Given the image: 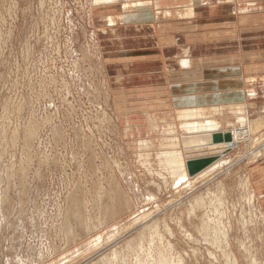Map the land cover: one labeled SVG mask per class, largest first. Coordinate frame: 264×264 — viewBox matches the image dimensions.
Wrapping results in <instances>:
<instances>
[{
    "label": "rangeland",
    "instance_id": "obj_1",
    "mask_svg": "<svg viewBox=\"0 0 264 264\" xmlns=\"http://www.w3.org/2000/svg\"><path fill=\"white\" fill-rule=\"evenodd\" d=\"M94 5L102 7L0 0V264H154L145 254L163 251L173 264H264V151L255 159L264 128L235 150L186 153H226L228 164L190 185H177L158 158L180 144L175 99L187 96L185 87L216 84L218 95L233 75L199 81L188 73L172 95L162 83L139 82L144 67L118 73ZM234 5L235 18L244 16ZM244 31L215 41L217 64L245 67L236 79L254 94L245 99L255 120L264 108V57L247 56L264 52V40L253 26Z\"/></svg>",
    "mask_w": 264,
    "mask_h": 264
},
{
    "label": "crops",
    "instance_id": "obj_2",
    "mask_svg": "<svg viewBox=\"0 0 264 264\" xmlns=\"http://www.w3.org/2000/svg\"><path fill=\"white\" fill-rule=\"evenodd\" d=\"M123 1L121 3L117 1L115 5L108 7H98L94 12L95 25L99 30L97 33L102 39L107 62H112L115 70L121 74L130 75L136 73V67H144L145 73L137 80L154 85L153 87L155 84L159 86L162 83L164 87L161 90H169L172 95L180 94L183 91L182 85L187 82L185 72L188 70L181 67V61L186 57L185 51L189 52L191 70L194 71L191 73L196 74L197 77L204 78L207 75L208 78L211 75V78L217 77L216 79H218L220 75L227 77L242 72V69H244V73L246 72L243 65L236 66L233 63L225 67H218L217 54L220 50L215 41L219 37H235L236 32H239L238 34L245 32L244 27L253 26L254 30L258 31L256 40H264L261 37L263 34L261 31L264 30V0H237V3L234 0L233 2H231L232 0H208V2L204 0L206 2L202 6L195 7L190 3L191 0H142L143 2L131 0L132 2L126 3ZM247 1L259 10L257 15L250 13L235 18L232 12L234 4L237 6H241L240 3L247 5ZM124 3L131 6L137 5V3L138 6L148 3V6L136 7L125 14L123 12ZM191 7L194 9V15L190 16L191 18L186 17L187 10ZM121 16L124 18H120ZM108 17L116 19L114 26H110L108 21L106 22ZM237 24L242 29L238 30ZM183 39L185 42H181ZM248 55V59L252 63H256L264 57V52L261 50L259 53H248ZM251 68L255 70L254 73L259 71L258 67ZM123 80H126L124 76Z\"/></svg>",
    "mask_w": 264,
    "mask_h": 264
},
{
    "label": "bare ground",
    "instance_id": "obj_3",
    "mask_svg": "<svg viewBox=\"0 0 264 264\" xmlns=\"http://www.w3.org/2000/svg\"><path fill=\"white\" fill-rule=\"evenodd\" d=\"M115 1L117 2V0H97V2L102 6L116 3ZM141 2H143V1L141 0ZM204 2H206V1H204V0H191L190 1L192 6H194V7L200 6V5L202 6ZM207 2H208V0H207ZM231 2H233V0ZM212 3H213V1H212ZM146 5L148 6V3H146L144 5H139V6H138V3H137V5H134V6L125 4V7L123 8V12L126 14V13L130 12L131 10H133L134 8L136 9V7H138V8L142 7V6L145 7ZM155 6H156V4H155ZM151 7H152V5H151ZM186 7L187 6H185V8ZM254 7L255 6L251 5V4L246 5V7L244 5H241L239 7L240 10L242 11V12H240V15L249 14L250 11H248V10L251 8H254ZM94 8H98V5H94ZM155 8H157V7H155ZM93 9L91 10L92 13H93ZM100 10H98V11H100ZM143 11H144V9H143ZM232 12H233V15L236 13L239 14L238 9H236L235 5H234V7H232ZM232 12L230 11L231 14H232ZM132 14H135V13H132ZM129 15H130V13H129ZM192 15H194V9L191 7L189 10H187V13L185 16L190 17ZM122 17L123 16H121L120 18H122ZM128 20H130V19L128 18ZM107 21H108L110 26H114L116 23V19L114 17H108L106 19V22ZM129 22L131 23V21H129ZM101 30H102V28H101ZM101 32H103V31H101ZM117 34H118V32H117ZM188 54H189V52L185 51L186 57L184 59H182V61H181L182 69L188 70L187 72H185V75H188V73L194 72L191 70V62L188 59V57H189ZM202 61H204V60H202ZM236 74H237V76H239L241 73H235L232 77L230 76L227 81L223 82V84L218 86L219 91L221 90L220 94H218V95L213 94L214 93L213 89L215 87H217L216 84H207L206 83V84L197 85V83H193V84H189V86L187 85V87H185V89H187L186 91H188L186 97L180 98V99H175L176 100V102H175L176 103L175 113H176L177 119L181 125V127H179V128H180L181 132H183L179 136L180 144L178 146L177 145L173 146V148H170L169 150L160 153L158 155V158H159V162H160L159 164L162 165L163 168L171 171L172 174L174 175V177H176L175 183L177 185H181L183 183L190 185V184H192L191 182H194L196 180L203 179V178L207 179L208 176H211L213 173L214 174L217 173L219 171V169L222 168L223 165H228L226 162H223V159H222L224 157L223 155L226 154V153H224V154L220 155V158L218 160H216L209 167H207L206 169H204L203 171H201L197 175H195V176L190 175L189 168H188V159L186 158V151L185 150L187 147L188 148L196 147L197 146L196 144H199V147H201L203 145V142H204L203 139H201V137L211 138V136H213L215 134H222L224 136L227 134H230V136L232 137V142L230 144L229 149H228V145H224V144L210 146L207 149L208 151L215 152V151L220 150L222 152V150H225V149L226 150L228 149V151H231V150H235V148H237V147L240 148L241 146L250 143L253 138L258 137L262 133L263 128H264V113H261V112L264 110V108H261L257 119L254 120L251 117L250 106L247 104V102H246L247 100L245 98L247 96L253 97L254 94L250 93L249 95H247L245 93V91H243V88H244V90H246L244 87L246 82H244V84L242 86L241 81L237 82ZM191 76H192L191 74L188 75V77H185V80L186 81L189 80ZM193 76H196V74H194ZM254 78H256V77H247V83L254 82L255 81ZM186 83H188V82H186ZM216 116H220V118H222L224 116H227V117L226 118L224 117L225 119L224 118L219 119ZM228 116H230V117H228ZM230 118L233 120V122H231L232 120ZM236 128H238V129H236ZM228 129L229 130L233 129V130L232 131H226ZM183 136H185V137H187V139L189 138L191 140L190 143L188 144L189 146L185 145V147H182L184 145V143L182 144ZM194 144L196 146H191ZM263 151H264V146L259 149L257 155L255 156V159H259L260 156L263 155L262 154ZM199 200H201V199H199ZM78 204L79 203H77L76 200L73 201V205H74L73 208L77 211V214L80 213V208H79ZM198 204H199V202H198ZM196 206H198V205L196 204ZM204 225H206V224H204ZM202 229H203V227H202ZM202 231H204V230H202ZM209 234H211V232ZM221 235H222V232H221ZM207 236H209V235H207ZM212 238H214V237H212ZM205 239H206V237H205ZM141 240H143V237L141 238ZM163 252H159V253L155 254V255H157L156 258L154 257L152 252H147L145 254L146 261H152L154 264H173L171 262L170 258L164 254L165 252L164 253ZM253 264H257V262L254 261Z\"/></svg>",
    "mask_w": 264,
    "mask_h": 264
},
{
    "label": "water",
    "instance_id": "obj_4",
    "mask_svg": "<svg viewBox=\"0 0 264 264\" xmlns=\"http://www.w3.org/2000/svg\"><path fill=\"white\" fill-rule=\"evenodd\" d=\"M201 139H203V141H204L203 145L201 147H199V144H196L197 146L195 144L191 145V146H196V147H194V148H191V147L188 148L187 147L186 153L188 154L192 151H197V150H201V149L207 150L210 146H215V145H219V144H223V143L228 145V149H229L230 144L232 142V137L230 136V134H227L225 136L222 134H215V135L211 136V138L201 137ZM190 141L191 140L189 138L188 139L185 138L184 142H183L184 147H185V145L189 146L188 144L190 143ZM219 158H220V156L216 155V154L204 156V157L188 158V168H189L190 175L191 176L197 175L198 173H200L201 171H203L204 169L209 167L212 163H214Z\"/></svg>",
    "mask_w": 264,
    "mask_h": 264
}]
</instances>
